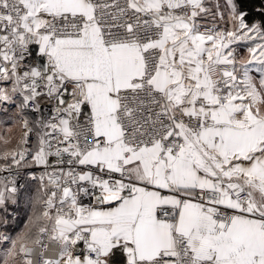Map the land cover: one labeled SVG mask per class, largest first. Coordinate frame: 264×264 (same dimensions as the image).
I'll list each match as a JSON object with an SVG mask.
<instances>
[{
	"label": "snow or ice",
	"instance_id": "1",
	"mask_svg": "<svg viewBox=\"0 0 264 264\" xmlns=\"http://www.w3.org/2000/svg\"><path fill=\"white\" fill-rule=\"evenodd\" d=\"M0 264H264V0H0Z\"/></svg>",
	"mask_w": 264,
	"mask_h": 264
}]
</instances>
